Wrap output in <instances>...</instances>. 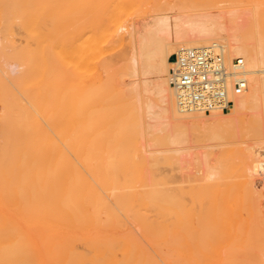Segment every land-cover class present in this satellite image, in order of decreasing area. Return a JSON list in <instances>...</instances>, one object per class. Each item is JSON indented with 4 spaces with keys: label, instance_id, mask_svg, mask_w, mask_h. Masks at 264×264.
Wrapping results in <instances>:
<instances>
[{
    "label": "bare ground",
    "instance_id": "6f19581e",
    "mask_svg": "<svg viewBox=\"0 0 264 264\" xmlns=\"http://www.w3.org/2000/svg\"><path fill=\"white\" fill-rule=\"evenodd\" d=\"M111 3L0 0L6 46L17 60L8 70L2 57L0 70L9 80L21 78L26 97L6 90L0 114L3 264H264L258 256L264 252V230L257 226L264 222L263 209L256 197L258 181H264V155L255 149L264 144V0L217 10L170 4L128 25L118 24L119 1ZM54 23L64 27L59 44L52 37ZM19 28L35 45L17 41ZM125 40L120 58L129 78L114 88L104 77L105 72L112 79L114 66L101 55L110 43ZM187 47L211 48L227 63L243 59L247 87L228 111L179 104L170 70ZM56 48L63 50L69 85L61 95L51 63ZM37 79L41 85L32 88L29 82ZM110 99L132 100L129 130L123 128L124 114L105 123ZM61 110V123L52 122ZM45 114L44 122L39 116ZM197 125L220 131L245 127L254 141L244 149H225L214 165L201 162L195 180L202 182L191 185L187 200L186 190L172 183L160 163H179L178 154L190 155L189 130ZM53 128L78 155L58 148ZM155 133L163 148L151 149L143 140L125 145Z\"/></svg>",
    "mask_w": 264,
    "mask_h": 264
},
{
    "label": "rangeland",
    "instance_id": "374dc122",
    "mask_svg": "<svg viewBox=\"0 0 264 264\" xmlns=\"http://www.w3.org/2000/svg\"><path fill=\"white\" fill-rule=\"evenodd\" d=\"M106 1H108V0H106ZM118 1H119L118 9L116 11L117 12L116 16H117L118 21H119L118 24H122L125 22L124 24L128 25L131 21L136 22V21L142 20V18L149 17L150 15L154 14V12H156V10H158L159 8H166L170 4L184 3V4L192 6V8H207V9L217 10V8H219L223 4H241L242 6H250L252 0H118ZM113 2H114V0L112 1V3L110 0L111 6L113 5ZM50 28L52 31V37L54 39V43L59 44L60 42H62L63 38H64V27L60 24L54 23L50 26ZM14 34H15V37H16L18 42L22 41L23 43H25L26 41H28L32 45H35V40L32 37L28 36V34L25 32L24 29L19 28V29H17V31L14 32ZM6 37H9V34H8L7 30L5 29V27L3 26L1 19H0V65H1V61H2L1 58L3 57V59L5 58L10 63V66L8 67V70H10L11 66L13 64H15L17 60L15 57L11 56V51H12L11 48L6 46V42H5ZM220 41H223V40H220ZM110 44L108 47L107 46L106 47L109 48L111 46L112 48L107 49V51H106L105 50L106 47H105L102 51L101 56L106 58V59L110 57L109 60L112 61L111 63L114 66L113 67L114 75H111L112 79H109V75L104 72V77H105L106 81L108 80L110 82V80L111 81L113 80L114 82H112V84H113L114 88H118V87H120L118 84L119 82H121L123 80L128 81V78H129L128 75H125L124 72L122 71L123 70V68H122L123 63H122V58H120V53L123 52V50H125L127 47V40L122 41V42H119V41L114 42V44L112 43L111 45ZM104 51H106V52H104ZM106 55H108L109 57H106ZM119 59H120V61H119ZM113 61H114V63H113ZM51 63H52V66L54 67V69H56V74L53 75V80H54V83L56 84L57 88L59 89L60 95H61L64 93V91H66V89L69 86L67 84V82H68L67 79L64 78V73L66 71L65 64H64L65 63V57L63 55V50L61 48L60 49L56 48L53 50L52 55H51ZM22 69H23V72H25V73H27L29 71L27 64H23ZM17 73L18 72H15L12 74H13V76H15V75H17ZM7 76H8L7 73H3L0 70V114L2 113V111L4 109L3 108L4 107L3 95L6 92V90L10 91V93H17L20 97H22L23 100H26L25 94L20 93V90L22 87L21 78H19L18 80H9ZM106 76H107V78H106ZM115 82H116V86L118 85V87L115 86V84H114ZM41 83H42V81L37 79L36 81L31 80L29 82V85L32 88H39ZM109 92L111 93L112 91L109 90ZM121 102L122 103L115 102L113 99L108 100L109 107L105 111L109 114V116L105 118V123L109 124L112 121H114V123H115L116 118H119L121 115L124 114L125 115V121L123 122V128L125 130H129L131 127V122L133 121V117L130 114L131 113L132 100H128V101L122 100ZM63 113H64L63 110L59 111L58 113H54L53 117H52V119H53L52 122H54V123L60 122L61 123V116ZM39 118L44 122L46 120H49L48 116L46 114L43 116H39ZM200 126H202V125L194 126V127L190 128V130H189V133L191 135V140L193 141L192 145L194 146L190 150V152H191L190 155H193L192 157H190V155H188V153L185 155H182V154L179 155L178 154V156H183L181 162L178 163V162H171V161L163 160L160 163L161 170H164V171L167 170L169 173H171L173 179L175 180V182H172V183L180 185L181 187H183V190H186V193H185V191H183V190L182 191L184 192L185 195L187 194L186 195L187 200L190 197L191 185H193L197 182H202L201 180H195L196 178H198L200 176L199 167L205 165L206 163L207 164L211 163V165L216 164L220 158L224 157L223 151L225 149H232V148L244 149L246 147L245 143L248 144V143H252L254 141V136H251L250 132L248 133L249 129H247L245 127H244L245 129L244 128H240V129L236 128L235 130L233 129V131H234L233 132L231 129H229V130L226 129L224 131L223 130L220 131V128L218 130V128L216 129L215 126H208V128L211 127L209 129L205 126H202V128H203L202 129ZM116 127H118V126H112V127L110 126V130H116ZM58 130H59L58 128L57 129L53 128L51 131L53 141L56 143V145H58V148L61 151H65V153L71 157H75L76 155H78L79 153L77 151H75L71 148H68V146L64 145L63 138H62V136L59 135ZM213 131H215L217 134L214 135ZM239 132H240V135H239ZM156 134L158 135V133L151 134L154 137L153 136L151 137L150 135H148V137L146 139L145 138H142V139L138 138V139H134V140L131 139V141L129 139V141L125 145L135 146V144H136L137 146H139V144L141 145V141L143 140V141H146L147 144L150 143L149 147L151 149L163 148L164 145L160 144V143H158V141H156V139H157ZM237 134H238V136H237ZM106 135L107 134H104V137ZM213 135L216 136L217 138L214 137ZM223 135H224V137H223ZM155 136H156V138H155ZM246 136H248V137H246ZM233 137H235V138H233ZM236 144H238V145H236ZM230 145H231V147H230ZM263 146H264V144L263 145L261 144L259 146L256 145L255 149L264 155V149H263L264 147ZM160 153H162L164 155L174 154L172 151H164V152L161 151ZM0 154H1V149H0ZM199 154L201 157L198 156ZM197 157H198L199 163H196L197 160H195V159H197ZM192 158H193V161L191 160V162H192L190 164L191 166H189V168L183 167L185 165V162L187 160L192 159ZM174 159H175V157L173 158V160ZM238 161H239V159H238ZM201 162L203 163V165L200 166L199 164H202ZM204 162H206V163L204 164ZM52 167L56 168V165H54V166L52 165ZM187 169H189V170H187ZM182 172H184V173H182ZM169 184H171V183H169ZM258 185H259L258 188L260 189V192L256 195V197L259 200L258 202H259L260 207L263 209L262 219L264 220V181H258ZM139 188H141V187L140 186H133L132 187L133 190H136ZM184 199H185V197H184ZM244 210L240 211V212H242L241 214H243V215L246 214L248 216V213H246L247 210L245 212H244ZM247 216H246V218H247ZM257 226H258V229L262 230V232H263L264 222L258 223ZM262 242L264 244V240H262L260 242V244ZM258 256L260 258H262V260L264 261V252L259 250ZM244 257L246 260H250L246 256H244ZM0 264H3V252H2V250H0Z\"/></svg>",
    "mask_w": 264,
    "mask_h": 264
},
{
    "label": "built area",
    "instance_id": "2783aa9c",
    "mask_svg": "<svg viewBox=\"0 0 264 264\" xmlns=\"http://www.w3.org/2000/svg\"><path fill=\"white\" fill-rule=\"evenodd\" d=\"M171 69V82L179 104L187 110H228L247 87L245 63H227L221 52L207 47L182 48Z\"/></svg>",
    "mask_w": 264,
    "mask_h": 264
}]
</instances>
